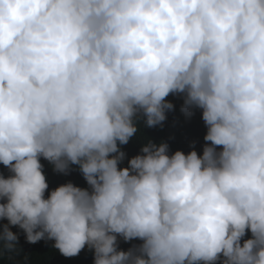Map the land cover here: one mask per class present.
Returning <instances> with one entry per match:
<instances>
[{"label": "clouds", "instance_id": "obj_1", "mask_svg": "<svg viewBox=\"0 0 264 264\" xmlns=\"http://www.w3.org/2000/svg\"><path fill=\"white\" fill-rule=\"evenodd\" d=\"M0 163L10 253L264 264V0H0Z\"/></svg>", "mask_w": 264, "mask_h": 264}, {"label": "trees", "instance_id": "obj_2", "mask_svg": "<svg viewBox=\"0 0 264 264\" xmlns=\"http://www.w3.org/2000/svg\"><path fill=\"white\" fill-rule=\"evenodd\" d=\"M148 139H154V137L145 132L138 138L136 143L144 142ZM118 147L125 153L124 159L118 163V168H126L128 167V160L135 155H138V153L130 147ZM111 155L115 154H110V156ZM39 162L43 166L42 172L45 175L46 183L48 184L44 193L45 199L48 197L50 191L67 182H71L74 186L88 189L89 191L91 190L90 186L83 178L82 173L79 171L78 165L70 164V170L68 173L63 174L54 171L53 165L43 157L39 158ZM9 175H12V173L7 167L0 163V176L7 178ZM4 202L5 200L0 199V203ZM7 223L6 219L0 218V230H2V226ZM10 229L18 236L17 246L20 249V253H10L5 250L2 243H0V264H93V251L90 250L87 245L79 252L78 255L65 257L57 249L52 247L54 241L40 240L34 244L28 243L22 229L18 226H10ZM116 235L118 250L126 251L133 245H140L143 243V241L139 238L125 242L119 234ZM248 238H251V233L246 230V234L242 237L241 243H243V240ZM25 257H27V261H25ZM217 264H219V262H217Z\"/></svg>", "mask_w": 264, "mask_h": 264}]
</instances>
